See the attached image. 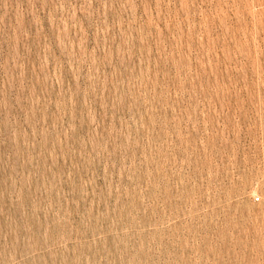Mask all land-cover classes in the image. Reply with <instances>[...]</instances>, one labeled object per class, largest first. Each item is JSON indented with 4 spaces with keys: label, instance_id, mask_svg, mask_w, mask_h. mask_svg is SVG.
<instances>
[{
    "label": "rangeland",
    "instance_id": "rangeland-1",
    "mask_svg": "<svg viewBox=\"0 0 264 264\" xmlns=\"http://www.w3.org/2000/svg\"><path fill=\"white\" fill-rule=\"evenodd\" d=\"M0 264H264V0H0Z\"/></svg>",
    "mask_w": 264,
    "mask_h": 264
}]
</instances>
